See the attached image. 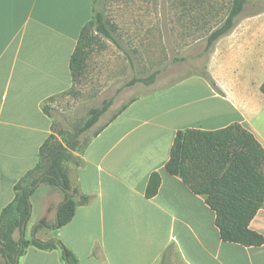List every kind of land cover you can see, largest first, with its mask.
Returning a JSON list of instances; mask_svg holds the SVG:
<instances>
[{"label":"crops","instance_id":"0c3cea01","mask_svg":"<svg viewBox=\"0 0 264 264\" xmlns=\"http://www.w3.org/2000/svg\"><path fill=\"white\" fill-rule=\"evenodd\" d=\"M248 4L209 52L206 72L222 92L193 75L179 85L190 84L204 97L182 90L138 97L75 154V168L66 166L72 187L90 203L78 206L66 226L35 233L42 221L56 223L64 200L60 190L40 184L30 199L25 239H59L80 264H161L171 245L170 264H264V246L224 242L205 198L165 169L179 130L239 124L264 148V12L243 16ZM93 15V0H0V216L53 133L43 105L72 89L71 58ZM154 172L162 184L147 199ZM38 195L43 197L37 205ZM250 229L264 236V206ZM14 239H20L19 231ZM19 264L64 262L58 250L29 247Z\"/></svg>","mask_w":264,"mask_h":264},{"label":"trees","instance_id":"16d2710c","mask_svg":"<svg viewBox=\"0 0 264 264\" xmlns=\"http://www.w3.org/2000/svg\"><path fill=\"white\" fill-rule=\"evenodd\" d=\"M247 1L232 0L225 21L207 39L208 51L217 40L234 28ZM99 2L100 0H93V18L83 27L72 55L70 68L73 87L68 93L74 91L75 84L83 76L90 48L98 43L100 36L120 47L114 36L117 27L100 11ZM158 74L159 72H155L147 78L134 79L129 86L137 83L150 86L155 83ZM201 76L217 92H222L208 72ZM261 92L264 94V83ZM55 98L57 97L49 99L43 105L44 112L52 119L54 116L50 113L48 103ZM136 99L125 105L97 130L91 140ZM111 104L110 101L101 108L92 109L89 118L67 137L56 133L53 125L52 135L40 148L37 166L15 186V199L0 216V244L3 246L0 248V260H4L5 264H19L29 247L45 251L58 250L64 264H80L74 253L59 239L48 241H41L36 237L25 239V228L32 214L30 199L40 184L58 189L64 195V200L58 207L56 223L49 226L42 221L35 227V233L42 227L60 229L66 226L72 221L78 206L90 203L89 196L72 187L66 164L76 160L75 154L81 152L79 139L99 122ZM165 169L169 175L182 179L194 194L205 198L206 203L216 214L215 223L224 242L245 247L264 246V236L250 229V223L264 206V148L251 132L239 124L214 131L179 130ZM161 184L160 173H152L145 191L146 198H154ZM16 231L20 233L18 241L14 239ZM173 249L174 245L166 249L161 264H167Z\"/></svg>","mask_w":264,"mask_h":264},{"label":"rangeland","instance_id":"374dc122","mask_svg":"<svg viewBox=\"0 0 264 264\" xmlns=\"http://www.w3.org/2000/svg\"><path fill=\"white\" fill-rule=\"evenodd\" d=\"M247 2L243 16L264 12V3L256 7L255 0ZM231 3L232 0H100L98 8L117 27L114 36L120 47L100 36L90 48L86 70L74 91L48 103L54 131L67 137L89 118L92 109L111 101L99 122L79 139L82 151L95 132L135 98L162 90H182L204 97L190 84L180 87L178 81L206 72L210 52L207 39L225 21ZM155 72L159 74L154 84L129 86L132 80ZM66 166L75 168L76 160ZM42 197L38 195L33 203L38 205Z\"/></svg>","mask_w":264,"mask_h":264},{"label":"water","instance_id":"95a60500","mask_svg":"<svg viewBox=\"0 0 264 264\" xmlns=\"http://www.w3.org/2000/svg\"><path fill=\"white\" fill-rule=\"evenodd\" d=\"M3 246L0 244V248H2Z\"/></svg>","mask_w":264,"mask_h":264}]
</instances>
